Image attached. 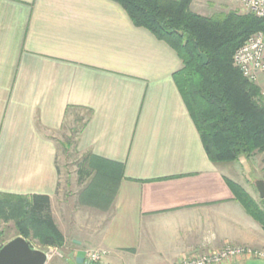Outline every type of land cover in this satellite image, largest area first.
<instances>
[{
  "label": "crops",
  "instance_id": "1",
  "mask_svg": "<svg viewBox=\"0 0 264 264\" xmlns=\"http://www.w3.org/2000/svg\"><path fill=\"white\" fill-rule=\"evenodd\" d=\"M181 66L113 0H0V194L49 197L65 264H84L89 249L106 250L95 264H173L225 245L263 250L264 231L226 180L261 200L264 153L208 159L172 78ZM255 83L264 101V72ZM78 110V159L91 155L98 179L78 183L75 168V189L70 181L63 191L54 134Z\"/></svg>",
  "mask_w": 264,
  "mask_h": 264
},
{
  "label": "trees",
  "instance_id": "2",
  "mask_svg": "<svg viewBox=\"0 0 264 264\" xmlns=\"http://www.w3.org/2000/svg\"><path fill=\"white\" fill-rule=\"evenodd\" d=\"M113 1L124 8L135 26L164 41L181 60L182 66L172 78L208 159L224 163L263 154L264 101L260 88L233 65L232 55L251 34L264 32V17L236 9H211V15H203L192 10L194 0ZM195 44L207 56L206 64L197 55ZM75 123H80L75 126L78 134L86 120L78 117ZM89 157L77 160V181L92 177L89 185H96L98 175H92ZM226 183L264 231V199L255 200L235 181L227 179ZM9 222L14 237L21 236L37 248L60 247L64 242L46 195L0 194V225ZM10 239L0 230V247Z\"/></svg>",
  "mask_w": 264,
  "mask_h": 264
},
{
  "label": "built area",
  "instance_id": "3",
  "mask_svg": "<svg viewBox=\"0 0 264 264\" xmlns=\"http://www.w3.org/2000/svg\"><path fill=\"white\" fill-rule=\"evenodd\" d=\"M241 8L258 17H264V0H237ZM233 65L248 80L255 82L257 75L264 72V32L250 35L232 55ZM47 258L51 252H46ZM106 254V250L89 249L84 255V264H95ZM264 252L243 245H225L203 254L183 257L173 264H230L242 259L263 258Z\"/></svg>",
  "mask_w": 264,
  "mask_h": 264
},
{
  "label": "rangeland",
  "instance_id": "4",
  "mask_svg": "<svg viewBox=\"0 0 264 264\" xmlns=\"http://www.w3.org/2000/svg\"><path fill=\"white\" fill-rule=\"evenodd\" d=\"M205 2H209V0H204ZM202 2L195 0L192 3V10L202 13L203 15H211L213 10H219L214 8L213 10L207 9V7L201 8ZM237 11L241 13L247 12L245 8H239L237 7ZM252 35V34H251ZM78 115V116H77ZM77 116V117H76ZM84 112L82 111H73L72 116H69L64 124V127L59 130L58 132H55V139H57V165L59 168L60 172V184L64 191L66 183L72 181V190L75 189V183H74V177L73 173L75 172L76 168V162L78 160V150L76 148V131H75V126H79L80 123H75V119L78 117H83ZM60 144H64V146H61ZM236 164V163H233ZM239 171L233 170L234 177H237V173ZM0 230H3L5 232V236L7 238H12L15 235V230L13 228V225L11 222L7 224H1L0 225ZM36 246V245H35ZM37 247V246H36ZM41 249V248H39ZM45 252H51L47 262L45 264H65V260L63 259V256H61V251L57 249L54 246H49V247H43ZM264 252V248L262 250ZM144 260V257H138L136 264H142ZM240 264H264V257L263 258H250L247 260H244Z\"/></svg>",
  "mask_w": 264,
  "mask_h": 264
},
{
  "label": "water",
  "instance_id": "5",
  "mask_svg": "<svg viewBox=\"0 0 264 264\" xmlns=\"http://www.w3.org/2000/svg\"><path fill=\"white\" fill-rule=\"evenodd\" d=\"M195 49L203 64H206L207 56L200 52L196 44ZM255 187L259 197L264 199V181L256 180ZM47 259V253L44 250L37 248L21 236L11 238L0 247V264H45Z\"/></svg>",
  "mask_w": 264,
  "mask_h": 264
}]
</instances>
